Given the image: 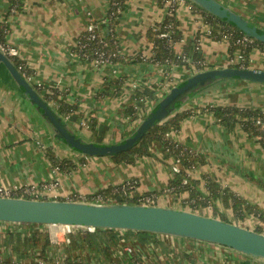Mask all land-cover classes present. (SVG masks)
Instances as JSON below:
<instances>
[{
	"label": "crops",
	"instance_id": "1",
	"mask_svg": "<svg viewBox=\"0 0 264 264\" xmlns=\"http://www.w3.org/2000/svg\"><path fill=\"white\" fill-rule=\"evenodd\" d=\"M220 1L264 28V0ZM11 2L12 0H0V26L5 22L10 28L6 34L7 41L17 47L18 56L33 72L30 81L43 87L40 91L43 96L49 88H56L61 92L60 99L77 104L78 111L86 116L97 117L95 138L90 132L83 133L81 128L77 129L74 126L75 123L85 126L82 124V121L86 120L85 115L80 117L75 112L67 118L59 112L57 103L49 100L85 138L103 144L127 138L137 127L136 122L142 118L139 114L140 116L134 120L125 112L129 103H138L139 99L134 101L131 95L141 94L145 99L143 106L147 108L152 105L154 108L156 102L168 93L161 97L157 85L165 84L166 78H174V75L160 69L163 63L150 59L153 44L148 40L147 30L164 19L169 10V1L162 3L160 0H127L124 9L118 15L115 27L123 58L99 67L89 60L82 59L75 47L81 33L87 28L90 15L96 18L105 35L109 32L103 18L112 0H23L15 12H11ZM177 16L183 37L175 43V50L177 54H182L186 48L190 53L187 60L178 62L182 64V68L175 84L200 69L229 65L225 55L227 49L229 51L227 40L212 37L210 24L201 11L182 5L178 7ZM194 47L200 48L202 56L209 55L212 49H216L217 58L212 61L203 57L205 64L198 65V69L189 72L183 66L188 65L189 58L193 60ZM256 52L257 63L252 66L264 68V51L260 48L254 50L253 61ZM217 61L221 62L220 65ZM171 64L174 70L176 63ZM156 75L162 76L159 81L153 78ZM111 80H114V83L111 84ZM226 86L232 88L226 89ZM220 89L224 91L222 94ZM216 90L218 91L212 97L211 103L204 107L188 108L192 109V113L181 121L179 129L171 132L172 136L205 156L206 162L191 170L194 177L204 180L203 173H206L250 203L264 208L263 144L258 136L251 135L240 124L230 130L208 108L219 104H237L260 107L264 111V82L231 78L206 87L195 95L203 98L206 96L204 92ZM59 141L61 139L54 136L53 130L30 103L23 89L12 80L6 67L0 64V186L35 185L40 182L41 191L48 195L45 198L86 200V193L88 196L91 194L90 191L101 188L96 181V168L101 176L116 178V182L120 178L133 175L136 183H143L139 171L142 170V173L146 169L151 176H145L143 183L145 185H154L156 182L165 185L173 178L171 172L173 167L171 168L169 163L159 157L147 155L139 157L134 163L122 162L118 165L109 155H103L90 164L87 157L82 156L83 153L74 150V157L79 158L81 163H74L75 165L67 169L64 167L56 169L48 155L46 143L51 144L49 148H52L51 153L54 156L67 157L74 162L73 158L69 157L70 154L66 156L65 153L54 150L56 146L67 151ZM161 147L160 143L156 142L152 145V150L162 156ZM116 167L119 169L117 174ZM50 171L57 177L54 181L56 184L43 188L44 183L51 178ZM161 179L164 182L158 181ZM51 190L53 197H49V194H52ZM82 194L85 195L84 198H81L84 196ZM217 203H223L222 199L217 200ZM42 226L50 232L51 239L54 233L59 238L58 242L52 239L46 251L47 257L63 263L61 243L66 234L64 226L62 224ZM38 227L39 225L33 223L0 221V257L7 262L6 264H17L18 261L23 264L36 263L39 259L37 255L41 251H29L28 254L24 251L25 255L19 254L8 242V232L24 233ZM119 233L121 239L127 240L128 243L133 242V245L125 246L133 247L134 255L140 264H143V259L149 260L152 255L158 257L156 261H152L155 264H214L213 261L222 264L219 260L223 258L231 264V260L225 257L230 252L236 256L239 264H264L263 258L243 252L238 254L239 251L235 252L237 250L229 246L198 239L162 233L143 235L125 229H120ZM76 254H80L89 263L130 262L129 252L125 249L121 253L125 260L120 261L117 258V250L112 261L104 254L95 256L86 249L77 250ZM200 256L205 259H201Z\"/></svg>",
	"mask_w": 264,
	"mask_h": 264
},
{
	"label": "trees",
	"instance_id": "2",
	"mask_svg": "<svg viewBox=\"0 0 264 264\" xmlns=\"http://www.w3.org/2000/svg\"><path fill=\"white\" fill-rule=\"evenodd\" d=\"M124 9L127 0H112L110 8L106 14V19L108 24L111 21L117 22L119 13L116 12V4ZM162 3L168 0H160ZM193 5L196 10L201 11L205 19L210 24V33L213 38L223 39L224 37L228 38L229 41V53L230 57L236 56L235 52L238 51V54L241 53L245 60L244 63L246 67H251L250 60L252 51L255 48H260L264 51V42L258 39H255L253 44H247L244 42H236L239 37L245 35V33L236 27L234 24L228 22L224 18L216 16L211 12L197 6L190 0H187ZM23 0H12L11 8L13 6L18 10L22 4ZM10 8V9H11ZM178 6L173 11L168 10V13L163 20L158 22L155 26L147 30L148 40L153 44V54L150 59L158 63H178L182 60V55L185 54L189 57V50L185 48L182 54H177L175 50V43L182 39V31L179 28V19L177 16ZM115 11V12H114ZM11 12H13L11 10ZM10 28L7 23H3L0 26V43H8L6 39V34L9 32ZM108 44L105 46L110 59L112 62L119 61L123 58L121 53V48L118 43L117 33L115 30H110L106 33L105 36ZM81 43L88 41V45L85 50L90 52V56L87 58L83 56L79 42L76 44V51L79 53L82 59L89 60L93 57L94 47H101L103 43L100 40H91L88 37V33L84 30L79 40ZM192 58L194 61L201 60L203 61V56L199 47H194ZM16 66L20 69L25 77H31L33 75L32 70L26 65V62L20 58L18 55L12 57ZM22 64V66H21ZM230 66H240V62H235L229 64ZM21 66V67H20ZM117 81V79H116ZM121 81V80H120ZM118 82V81H117ZM111 84L114 83V80H111ZM39 91L43 90L41 85L34 84ZM118 85V84H117ZM60 91L56 88H49L45 92L44 96L50 100L57 103V109L64 115H70L77 113L80 117H83L85 114L81 111H78L77 104L66 102L60 99ZM134 101H137L142 95L132 94ZM181 106H177V109L167 115L165 118L157 120L152 127L142 136V138L129 149L110 154L109 156L116 163H134L141 156H153L159 157L167 163H170L173 167L175 163H179L180 170L175 171L176 178L173 180L170 190L179 191L182 193H187V196L184 197V202L188 207L186 209H191L194 211L202 210L203 208H211L213 216L220 217L227 220L223 217L217 200L222 199L225 205H232L236 213H242L244 210L246 212H252L258 214L261 219L264 220V212H262L258 206L248 202L244 197L239 196L228 186H224L216 178H212L210 175L203 173V179L196 178L192 175L191 170L197 166L204 164L206 162L205 156L189 147L185 144L179 142L172 136V131L179 129L181 121L192 113V109H179ZM213 111L217 119L220 122L225 124L230 130L234 129L238 124H240L246 131L251 135L258 136L260 142L264 146V111L260 108L255 107H245L237 104H219L212 105L208 107ZM137 105L135 102L128 104L126 110L130 117L137 115ZM154 108L148 113L150 115L153 112ZM86 116V115H85ZM84 116V117H85ZM85 119H89V125L95 132V126L98 123V119L95 116L89 115ZM160 143L162 146V156L157 155L152 150V145L154 143ZM48 155L52 159L54 166L68 168L72 165H75L74 162L67 158H59L54 156L51 151H48ZM136 181L129 180L122 185H110L108 187L99 188L94 194H89L86 197V200L95 201L96 198L101 200L108 201V199L116 198L117 202H131V203H145L147 194L135 193L130 196L129 189L136 188ZM20 193H15V196H20ZM26 197H31L29 195H24ZM40 198V197H39ZM75 198V197H73ZM78 199V198H75ZM150 204V203H146ZM185 208V207H184ZM199 212V211H198ZM39 225L36 229H31L21 232H8V242L13 246V248L19 252L21 255L29 253V251L37 252L41 251L37 257L39 258L35 264H41L40 260H44L47 264H92L83 259L80 254H76L77 250L86 249L89 253L94 254H104V256L112 261L114 259V254L117 250V246L121 239L120 229L119 228H97L94 231L78 229L73 233H69L71 240L69 242L63 241L61 243L63 251V263L57 262L55 259L47 257L46 251L49 245L52 243L50 232L45 229L43 224L33 223ZM130 230V229H128ZM261 231V229H257ZM137 234L150 235L154 232L149 231H137L132 230ZM25 251V253H24ZM130 262L138 261L134 251L129 252ZM7 262L0 257V264H6ZM17 264H23L17 262ZM158 264V263H157ZM162 264H172V263H162Z\"/></svg>",
	"mask_w": 264,
	"mask_h": 264
},
{
	"label": "water",
	"instance_id": "3",
	"mask_svg": "<svg viewBox=\"0 0 264 264\" xmlns=\"http://www.w3.org/2000/svg\"><path fill=\"white\" fill-rule=\"evenodd\" d=\"M197 6L224 18L245 34L264 42V28L220 0H190ZM0 64L12 80L23 89L30 103L54 132L76 151L90 155H110L135 145L154 123L182 106L202 89L222 80L238 78L264 82L263 67L222 66L200 69L174 84L156 102L150 115L144 117L127 138L109 144L85 138L75 130L25 77L13 59L0 48ZM0 221L38 224H70L87 230L88 226L149 231L198 239L229 246L264 259V232L251 229L217 216L180 207L157 204L89 201L81 199L32 198L0 195Z\"/></svg>",
	"mask_w": 264,
	"mask_h": 264
},
{
	"label": "rangeland",
	"instance_id": "4",
	"mask_svg": "<svg viewBox=\"0 0 264 264\" xmlns=\"http://www.w3.org/2000/svg\"><path fill=\"white\" fill-rule=\"evenodd\" d=\"M168 9V8H167ZM227 44H229L228 43V41H227ZM254 50H257V48H255V49H253V51ZM253 51H252V53H253ZM221 54V53H220ZM256 54H257V52L254 54V57H255V61H253V54L251 55V60H250V64H251V67H253L252 65H254L255 63H257L256 62V60H257V57H256ZM218 55V52H217V50L216 49H212L210 52H209V55H206V54H203V57L204 58H208V59H210V60H212L213 61V59H216L217 56ZM225 55H227L226 57H227V61H229L230 60V53H229V51H228V49H227V53H225ZM235 55H236V57H237V55H238V51H236L235 52ZM219 57H222V56H219ZM224 57V56H223ZM191 61V62H190ZM238 61V58H236V62ZM218 63H219V65H220V61H217ZM182 66V64H180V63H176L175 65H174V67H175V69L173 70V66H172V64L171 63H163V64H161V66H160V69L163 71V72H166V71H169L170 72V74L171 75H174V78H166V81H165V84H158L157 86H158V92H160V95H161V97L162 96H164L169 90H170V88L178 81V79H179V77H180V72H181V67ZM255 66V65H254ZM184 68H186L189 72H193V71H195L196 69H198V65L197 64H195L194 63V61L193 60H191V58H189V62H188V65H184L183 66ZM200 68V67H199ZM196 72V71H195ZM161 77L162 76H160V75H156V76H153V78H155L156 80H160L161 79ZM157 81V82H158ZM246 81V80H245ZM228 87H230V88H232V86H226V89L228 88ZM221 90V89H220ZM219 90V91H220ZM218 90H216V91H213V92H204L203 94H206V96L205 97H203V98H199V95H195V96H193L192 98H190L187 102H185L180 108H178V110L179 109H181V110H183V109H188V108H190L191 106H193L194 108H197V107H204L205 105H207L208 103H211V99H212V97L213 96H215L216 95V92H217ZM224 91L223 90H221V94L223 93ZM196 96H198L197 98H195ZM201 96V95H200ZM219 98H221L220 96H218ZM195 98V99H194ZM197 99V100H196ZM200 100V101H199ZM151 108H152V105H149L147 108H145L144 106H142V105H140L139 104V108L137 109V115H135L133 118H134V120L136 119V118H138L140 115L139 114H141L142 115V118H141V120L144 118V116L148 113V111H150L151 110ZM258 108H260V107H258ZM261 109V108H260ZM125 112H126V114H128L127 113V110H125ZM130 121H134L133 119H129ZM141 120H139V121H137L136 122V125H138L139 123H140V121ZM86 121L88 122V124L86 125V124H84L85 126H80V125H78L77 123H75V125H74V123L73 122H70L71 124H73L77 129H80L81 130V132H90L91 133V135H93V136H95V138H96V136H97V134L92 130V128L90 127V125H89V119H86ZM174 131V130H173ZM59 144L62 146V147H64L65 149H67V151H63V150H60V149H58L56 146H54L55 147V149L54 150H56V151H59V152H61L62 154L63 153H65L66 154V156H68L69 154L71 155V156H69V157H72L73 158V160H74V163L75 164H80L81 162H80V159L79 158H75L74 156V153H75V149H73L72 147H70L69 145H67L64 141H59ZM46 145H48V147H47V149L48 150H51V152L53 151L52 150V148H49L50 147V145L51 144H47L46 143ZM58 149V150H57ZM74 151V152H73ZM68 154V155H67ZM84 154V153H83ZM82 156H85V157H87V161H88V163H93L94 161H96V160H99V158H101L103 155H90V154H84V155H82ZM106 156H108V155H106ZM65 158H67V157H65ZM116 163V162H115ZM87 164V163H86ZM119 163H117V165H118ZM169 165L171 166V168H172V165L169 163ZM142 171V170H141ZM141 171H139V176L140 177H142L141 179H142V181H143V183H144V180L146 179V177L145 176H151V173H148L149 172V170L148 169H146V170H144L142 173H141ZM95 172H96V174H97V179H96V181L100 184V186H101V188H104V187H108V186H110V185H116V184H118V185H122V184H124V183H126L127 181H129V180H133L134 178H133V175H131V176H128V178L126 177V178H120V180H117V182H116V178H112V177H109V176H101L100 174H99V172H98V169L96 168V170H95ZM119 172V169H118V167H116V174ZM134 172V171H133ZM171 172H172V176H173V178L169 181V182H166V184L165 185H163L162 183H158V182H156L154 185H145V184H143V183H137V186H136V188H131V189H129V195L130 196H132V195H134L136 192L137 193H141V194H147V196H150L151 197V200H144L143 202H145V203H152V204H157V205H162V206H167V207H172V206H177V207H180V208H184L185 207V209L186 208H190V207H188V205H186L185 203H183L184 202V197H186L187 195H183L184 193H182V192H179V191H175V190H170V187H171V184H172V182H173V180L176 178V173H175V171L173 170V169H171ZM141 173V174H140ZM50 174H51V178H49L48 180H47V182L48 183H50V182H54V181H56L57 179V177L53 174V172L52 171H50ZM158 181H160V182H164V180H158ZM40 182H37V183H35V185L36 186H40ZM98 190V189H97ZM97 190H94L93 192L92 191H90L89 193H91V194H94ZM37 195L36 194H27V195H29V196H35V197H40V198H45L46 196H48V195H46L45 193H43L42 191H41V188H38L37 190ZM51 192H52V190H51ZM74 193H77V191H73ZM50 193V192H49ZM244 194H245V192H243ZM87 194L88 193H86L85 195H86V197H87ZM243 194V195H244ZM82 195H84V194H82ZM85 195L84 196H82L81 198H84L85 197ZM49 197H53V192H52V194H49ZM247 200V199H246ZM95 201H97V202H104V200H101L100 198H96V200ZM108 201H114V202H117V199L116 198H111V199H108ZM107 201V202H108ZM150 201V202H149ZM249 202V201H248ZM218 204V203H217ZM218 206H219V209H220V211H221V213H223V217H225L228 221H232V222H235V223H238V224H240V225H243V226H246V227H249V228H251V229H255V230H257V229H261V231L262 232H264V220L263 219H261V217L258 215V214H256V213H252V212H246L245 210L242 212V213H236L235 212V210H234V207L232 206V205H225L224 203H219L218 204ZM262 212H264V208H260V207H258ZM200 213H204V214H212V209L211 208H203L202 210H198ZM98 228H100V227H98ZM153 234V233H152ZM154 235V234H153ZM162 235V234H161ZM166 235H169V234H166ZM126 244H130V245H133V242H127V240H124V239H120V241H119V244H118V246H117V251H118V255H117V258L119 259V261L122 259V260H125L124 259V256L123 255H121V253L122 252H124V249H125V245ZM235 251V250H234ZM235 252H238V250L237 251H235ZM193 253H195V252H193ZM238 254H243V253H241L240 251L238 252ZM204 256V255H203ZM203 256H200L201 257V259H205ZM240 256H245V255H240ZM127 257V256H126ZM125 257V258H126ZM225 257H227V258H229L231 261V264H239V262H238V260H237V258H236V256H234L231 252H230V254H227V256H225ZM157 256H155V255H152L151 256V258L148 260V259H143V261H142V263L143 264H155V263H153L152 261L153 260H157ZM152 259V260H151ZM225 258H223V259H220L219 260V262L220 263H222V264H230V263H228V262H226L225 260H224ZM242 261V260H241ZM213 263L214 264H216V262L215 261H213ZM160 264V263H159Z\"/></svg>",
	"mask_w": 264,
	"mask_h": 264
},
{
	"label": "built area",
	"instance_id": "5",
	"mask_svg": "<svg viewBox=\"0 0 264 264\" xmlns=\"http://www.w3.org/2000/svg\"><path fill=\"white\" fill-rule=\"evenodd\" d=\"M169 1V10L170 11H173L176 6H187L189 9H193V10H196L193 5L191 3H189L187 0H168ZM115 4L117 5L116 6V12H118L119 14L121 13V11L123 10V8L121 7V5L118 4V2L116 1ZM11 10L13 12L17 11L16 10V7L13 6L11 8ZM115 12V11H114ZM103 22L107 24L108 26V31L109 29L110 30H115V27H116V22L114 21H111L109 24H108V21L106 19V17L103 18ZM88 33V37L91 39V40H100L102 43H103V46L102 48L101 47H94L93 48V51L94 52V55L93 57L90 59V61L97 67L99 66H102V65H106V64H110V63H113L110 59V55L108 54L107 50H106V45L108 44V41L106 40L105 38V34L102 30V28L99 26V22L96 20L95 17L93 16H89V23L87 25V28L85 29ZM210 30V29H209ZM224 39H226L228 41V38L227 37H224ZM255 41V38L252 37V36H249L247 34L243 35L242 37H239L236 42H244V43H247V44H253ZM79 42V45H80V48H81V51H82V54L83 56L85 57H89L90 56V52L88 50H85L87 45H88V41L84 42V43H81V41H78ZM229 43V41H228ZM0 48L2 50H4L6 52V54H8L11 58L13 56H17L18 55V49L15 45L11 44V43H0ZM236 58H238V61L237 62H240V66L239 67H246L244 63V56L239 53L236 56H233V57H230V60L228 61V64H231V63H235L236 62ZM188 57L183 54L182 55V60H187ZM195 63L199 66H203V64H205V62L201 61V60H197L195 61ZM22 66V64H21ZM20 66V67H21ZM30 79V77H27ZM145 103V99L143 97H140L139 100H138V103L136 104L137 105V108L139 107V104L143 106V104ZM66 117H70V115H66ZM82 124H88V122L86 120H83L82 121ZM56 169L59 168V166H55ZM173 170L174 171H179L180 170V165L179 163H175L173 165ZM56 182H46L44 183V185L42 186L43 188H47V187H50L51 185H55ZM38 188H41L39 186H35V185H16V186H13V187H7V186H0V195H5V196H13L15 195V193H20L21 195L20 196H24V195H27V194H38L37 193V189ZM32 198H38V197H35V196H31ZM146 200H151V197L150 196H146ZM150 202V201H149ZM152 204V203H150ZM64 228H65V236L64 238L62 239V242L63 241H66V242H69L71 240L70 236H69V233H73L75 230H77L78 228L75 227L74 225H70V224H64L63 225ZM96 229V227L94 226H88L87 227V230L89 231H94ZM52 239L54 241H59V238H58V235L56 233L53 234L52 236ZM125 250L128 251V252H132L134 251L133 250V247L132 246H125ZM40 263L41 264H47L46 261L44 260H40ZM78 264H81V263H78ZM92 264H123V263H120V262H117V261H112V262H102V261H99V262H96V263H92ZM131 264H140L138 261H132Z\"/></svg>",
	"mask_w": 264,
	"mask_h": 264
}]
</instances>
